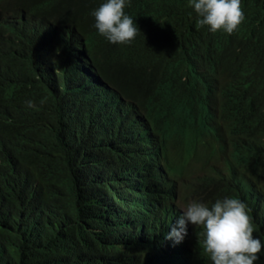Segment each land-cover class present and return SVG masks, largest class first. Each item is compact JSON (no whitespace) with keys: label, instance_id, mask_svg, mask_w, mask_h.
<instances>
[{"label":"trees","instance_id":"trees-1","mask_svg":"<svg viewBox=\"0 0 264 264\" xmlns=\"http://www.w3.org/2000/svg\"><path fill=\"white\" fill-rule=\"evenodd\" d=\"M105 2L0 0V264H212L202 227L164 234L225 198L264 245V0L230 35L189 0H126L127 45L95 28ZM140 195L148 221L121 211Z\"/></svg>","mask_w":264,"mask_h":264},{"label":"clouds","instance_id":"clouds-1","mask_svg":"<svg viewBox=\"0 0 264 264\" xmlns=\"http://www.w3.org/2000/svg\"><path fill=\"white\" fill-rule=\"evenodd\" d=\"M95 4L78 1V14L89 5L95 7ZM125 4L126 0H106L101 5L99 3L93 12L95 28L112 44H130L138 34L133 19L125 14ZM189 6L201 17L198 24L208 26L212 33L222 30L230 35L244 20L241 0H189ZM29 106H33L31 102ZM219 166L221 169V158ZM153 203L152 199L141 195L127 198V207L123 206L121 211L127 209L140 222L148 221L151 216L146 212L149 211L150 215L155 213ZM194 226L203 228L202 251L212 264H255L264 248L253 235L254 227L246 204L238 198L216 200L211 206L190 202L184 211H178L170 229H165L164 244L172 248L183 246L195 232Z\"/></svg>","mask_w":264,"mask_h":264},{"label":"bare ground","instance_id":"bare-ground-1","mask_svg":"<svg viewBox=\"0 0 264 264\" xmlns=\"http://www.w3.org/2000/svg\"><path fill=\"white\" fill-rule=\"evenodd\" d=\"M191 189H192V188H191ZM191 189H190V190H191ZM259 209H260V208H259ZM254 216H255V215H254ZM145 226H146V225H145ZM143 227H144V226H143ZM142 231H143V230H142ZM134 258H135V257H134Z\"/></svg>","mask_w":264,"mask_h":264}]
</instances>
